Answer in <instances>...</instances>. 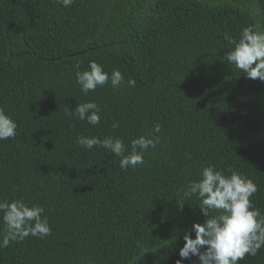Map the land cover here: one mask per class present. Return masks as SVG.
Returning <instances> with one entry per match:
<instances>
[{
	"label": "trees",
	"instance_id": "trees-1",
	"mask_svg": "<svg viewBox=\"0 0 264 264\" xmlns=\"http://www.w3.org/2000/svg\"><path fill=\"white\" fill-rule=\"evenodd\" d=\"M253 2L255 12L231 0H0V106L19 125L0 141V200L42 205L52 227L0 248V264H176L184 231L207 219L183 190L213 164L251 178L264 214V82L224 59L225 33L264 30V0ZM92 60L125 83L83 94L75 73ZM87 101L101 108L97 126L65 115ZM154 122L160 143L128 171L75 143L130 144ZM4 229L0 213V240ZM240 264H264V248Z\"/></svg>",
	"mask_w": 264,
	"mask_h": 264
},
{
	"label": "clouds",
	"instance_id": "clouds-1",
	"mask_svg": "<svg viewBox=\"0 0 264 264\" xmlns=\"http://www.w3.org/2000/svg\"><path fill=\"white\" fill-rule=\"evenodd\" d=\"M54 3L67 8L75 0H54ZM224 38L233 45L224 54L228 64L234 65L248 79L264 82V30L249 25L242 28L238 39L228 33ZM75 77L85 95L106 86L109 81L112 88L125 83V77L118 69L109 74L95 60L89 61L87 70L77 71ZM126 84L135 87L136 81L129 77ZM65 115L75 116L92 126L101 122V108L94 101L78 103L74 110L67 107ZM119 127L120 121L112 123L113 129ZM18 128L12 115L0 106V141L15 139ZM161 131L162 124L154 122L151 130L131 140L130 144H125L124 139L118 136L100 138L82 134L75 137V143L87 151L103 148L111 152L120 157V169L128 171L145 163L146 152L160 143ZM199 177L186 183L183 198L196 197L200 202L199 209L207 219L184 231V246L179 248L180 259L176 264H183L193 257L199 264H240L247 256L255 257L264 248V214L252 199L258 191L256 183L233 168L219 169L214 164L203 167ZM213 212L216 214L210 215ZM0 213L5 225L0 248L23 242L29 237L45 239L52 234L49 219L44 215L45 208L40 204L30 205L24 199L0 200Z\"/></svg>",
	"mask_w": 264,
	"mask_h": 264
},
{
	"label": "rangeland",
	"instance_id": "rangeland-1",
	"mask_svg": "<svg viewBox=\"0 0 264 264\" xmlns=\"http://www.w3.org/2000/svg\"><path fill=\"white\" fill-rule=\"evenodd\" d=\"M236 3H241L242 5L248 7L253 12L256 11V5L254 4L253 0H231Z\"/></svg>",
	"mask_w": 264,
	"mask_h": 264
}]
</instances>
